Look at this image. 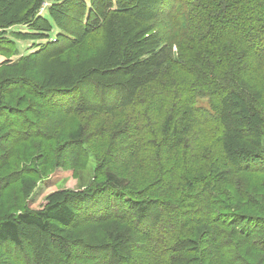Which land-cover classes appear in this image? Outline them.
<instances>
[{
	"label": "trees",
	"instance_id": "16d2710c",
	"mask_svg": "<svg viewBox=\"0 0 264 264\" xmlns=\"http://www.w3.org/2000/svg\"><path fill=\"white\" fill-rule=\"evenodd\" d=\"M13 24L30 25L47 41L21 57L28 74L0 81V91L16 86L5 95L11 105L0 92V147L39 135L26 120L32 114L61 112L81 120L67 145L95 165L86 189L29 208L34 158L22 146L0 149V205L11 203L6 192L14 184L24 191L14 200L25 205L0 210V264H244L229 258L228 234L264 255V202L241 181L264 172V0H0V29ZM11 43L0 39V54ZM107 119H122L125 129L98 159L89 139ZM248 135L252 148L240 145ZM208 138L218 153L202 149ZM115 160L123 162L119 171L98 168ZM132 164L154 174L150 185L133 184ZM113 219L127 230L102 229ZM207 220L199 239L187 237ZM85 225L99 226L102 240H91ZM164 244L171 249L161 257Z\"/></svg>",
	"mask_w": 264,
	"mask_h": 264
},
{
	"label": "rangeland",
	"instance_id": "374dc122",
	"mask_svg": "<svg viewBox=\"0 0 264 264\" xmlns=\"http://www.w3.org/2000/svg\"><path fill=\"white\" fill-rule=\"evenodd\" d=\"M48 2H45V5L41 7L40 12L42 14L46 13V9L48 6ZM32 28L30 25L27 24H13L5 28L0 29V39H8L11 43V49H9V54H0V81L2 80V77H17L18 75H25L29 73L30 68L28 67V60L21 61V57L25 55H29L37 51L38 45H41L42 43H45L47 40L46 38H36L37 34L35 32H32ZM57 32V29L52 32V35H55ZM55 38V37H54ZM53 38V40H54ZM62 44L65 43V41L61 42ZM61 45V44H60ZM43 60L40 56V58L37 61ZM7 60V61H6ZM6 61V62H4ZM2 62L5 63L1 64ZM42 68L47 70L50 69L53 64L51 62V59L46 62V60L43 61ZM264 65V63H263ZM33 71V70H32ZM31 71V72H32ZM260 76L257 75L255 78V81L258 82L260 80ZM15 83V82H13ZM7 88H3L0 92L3 93L2 97V104L3 105H11L9 103V97L10 93L13 89L16 88L14 86L13 88L11 85H7ZM22 87V86H21ZM26 91V90H24ZM9 95L5 98V95L8 93ZM264 93V92H263ZM23 94V93H22ZM259 94V93H258ZM260 95V94H259ZM91 96V92H87V97ZM30 98L34 101L36 97L30 96ZM77 98L81 99L83 98L82 95H78ZM12 101V99H10ZM63 101H65L63 99ZM202 103L207 102V98H203L201 100ZM44 113V114H43ZM28 121H33L35 123V126L40 129L41 132H38L39 135L37 136H20L17 138V140H22V142H11L7 145L5 141L4 144L0 149L2 150L1 153H6L7 151H15L20 146H22V154L25 157H32L34 158V166L36 167V172H33L32 177H35L33 180L34 186L32 190L34 191L32 193V200L29 198V203L27 206L29 208H40L42 205H44L46 202H48L50 199L55 198L54 195L57 194L58 196H62L66 191H81L89 187L91 184L89 182L92 180V172L95 165V159L94 157L88 158V156L85 154V151L78 149L76 145H67L66 142L69 141L68 139V133L77 127L79 123H81L80 119H76V115L74 116H67L65 114H62L61 112H55V113H45V112H39L35 113V115L32 114V119H26ZM9 121L13 122L12 119ZM123 120L122 119H107L106 123L104 124V127L99 131V135L91 136L89 139V142H91L90 149L91 151L97 152L98 159L102 155L100 152L103 151V149L107 147V143L113 139V134L116 132V134L122 132L123 128ZM98 124V122H96ZM97 131V130H96ZM219 133V132H218ZM215 134V133H212ZM93 137V138H92ZM35 142L34 144V152L32 148L29 147V145ZM126 142V141H125ZM253 137L251 136H244L240 139V145L242 147L248 148V147H254L255 145H252ZM1 144V142H0ZM13 144V145H12ZM7 145V146H6ZM32 147V146H31ZM203 150L206 151H213L214 153H218V149L220 148V145L212 141L208 138V140L201 146ZM217 155V154H215ZM10 165H17L18 162L13 157H6L2 158ZM123 162H119V160H115L114 163L110 164H102L98 166V168L106 167L107 169L109 167H113V169L118 170L122 167ZM32 167V166H31ZM6 168V166H5ZM6 170H8L6 168ZM4 170L3 173H6L7 171ZM27 170V169H26ZM10 172V170H8ZM129 173L136 179L133 184L137 183H146L145 185H150V180L154 179V174H151L149 179V173L147 170H142L141 168L137 169L134 164H132L129 167ZM97 179H100V177H97ZM94 180V179H93ZM264 180V172H250L248 174H243L241 177V181L244 184V190L248 194H253V196L257 199V203L261 205L262 201L264 202V186L263 184H259L260 181ZM144 185V186H145ZM22 186H18V184H14L10 189L6 192V200L10 201L11 203L9 205H0V210L8 211L15 213L16 210L21 209L23 210L25 205H21L20 203L16 202L14 199L21 197V192L24 191L21 188ZM163 195V194H162ZM49 199V200H48ZM165 200V198H162V201ZM26 207V208H28ZM162 209H166L165 203H163ZM7 213V212H4ZM153 216H156L157 210L154 211ZM113 228H116L117 231H124L127 230L128 226L126 222L118 221L116 219H113L107 224H104L102 229L108 228V226H111ZM81 231L88 234L91 238V240H102L105 233L99 229V226L94 225L88 226H82L80 227ZM210 228V222L209 220L206 221L204 224H197L196 228L193 229L192 234H189L187 237L195 238L196 240L199 239L198 236H201L204 230H208ZM222 234L224 233V229L221 227H216ZM96 229V230H95ZM93 235V236H92ZM183 235V233H182ZM140 239L141 234L138 236ZM260 237V236H259ZM223 239V237H219L218 239V245H220V240ZM229 240L228 242H231L232 247L229 248V258L232 260L234 258H237L244 264H248V262L253 261L256 264H264V255L262 252H260L258 255H254L249 251L247 247L240 246V242H235L233 239L229 238V234L227 235V238L225 241ZM93 242V241H91ZM190 244L186 243L184 246V253L189 256V254L192 252H189ZM221 246V245H220ZM222 247V246H221ZM171 249L170 245L164 244L161 246V250H164V254L160 255L161 257H164L166 254V251ZM226 249V248H225ZM160 253V249H159ZM159 255V254H158ZM180 255V253L176 254ZM238 261V263H240ZM151 264H158V260L155 259L150 261ZM171 263H176L175 260H171Z\"/></svg>",
	"mask_w": 264,
	"mask_h": 264
},
{
	"label": "built area",
	"instance_id": "2783aa9c",
	"mask_svg": "<svg viewBox=\"0 0 264 264\" xmlns=\"http://www.w3.org/2000/svg\"><path fill=\"white\" fill-rule=\"evenodd\" d=\"M44 5H45V2H44Z\"/></svg>",
	"mask_w": 264,
	"mask_h": 264
}]
</instances>
